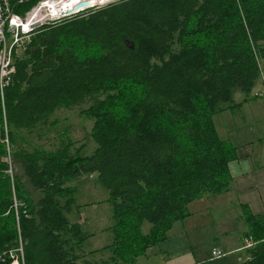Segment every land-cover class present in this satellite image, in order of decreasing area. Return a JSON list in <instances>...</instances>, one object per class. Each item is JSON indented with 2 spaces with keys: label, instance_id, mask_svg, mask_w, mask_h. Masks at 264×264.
Wrapping results in <instances>:
<instances>
[{
  "label": "trees",
  "instance_id": "1",
  "mask_svg": "<svg viewBox=\"0 0 264 264\" xmlns=\"http://www.w3.org/2000/svg\"><path fill=\"white\" fill-rule=\"evenodd\" d=\"M37 1L10 3L24 16ZM14 64L0 98V139L8 135L9 157L39 199L15 173L11 184L0 141V264H11L10 251L19 264H138L191 203L230 189L234 150L213 118L258 98L264 0H116L42 26ZM74 109L93 120L91 155L70 142L44 151L17 141ZM85 178L110 206L112 240L100 261L87 259L100 251L86 254L93 235L69 217L79 208L69 184ZM247 220L257 244L241 264H264V219Z\"/></svg>",
  "mask_w": 264,
  "mask_h": 264
},
{
  "label": "crops",
  "instance_id": "2",
  "mask_svg": "<svg viewBox=\"0 0 264 264\" xmlns=\"http://www.w3.org/2000/svg\"><path fill=\"white\" fill-rule=\"evenodd\" d=\"M262 85L261 80L254 94L262 90ZM261 104L264 97L254 98L238 111H226L213 118L219 138L234 150L228 164L230 189L191 203L189 216L174 223L166 239L147 250L138 264H241L247 252L241 250L243 239L250 232L248 217L264 219V111L254 107ZM244 107L249 110V119L244 117ZM218 117L223 125L220 132ZM75 212L70 213V219ZM73 221L83 223L81 218ZM86 228L93 235L88 241L95 239V233ZM213 248L227 255L213 259Z\"/></svg>",
  "mask_w": 264,
  "mask_h": 264
},
{
  "label": "rangeland",
  "instance_id": "3",
  "mask_svg": "<svg viewBox=\"0 0 264 264\" xmlns=\"http://www.w3.org/2000/svg\"><path fill=\"white\" fill-rule=\"evenodd\" d=\"M115 1L116 0H113L109 3ZM96 7H100V6H96ZM71 16L72 17L75 16L74 13ZM52 24H54V22H49L47 25L44 26H49ZM21 53L22 51L19 52V55ZM262 86H263L262 90L259 92L256 91L255 93L257 97L264 95V85ZM238 98H242V95L239 93L235 95V99L237 100ZM254 107L256 109L264 111L263 104ZM243 114L244 117L248 119L251 117L247 107H244ZM218 118L219 119L216 120V123L220 132L221 130H223L222 128L223 125L220 124L221 117ZM51 123L52 125H49L48 128L45 129L44 131H40V132L38 131L39 133L37 132H34L33 134L21 133L19 136H17L18 138L17 141L22 145H24L25 147H28L29 145L32 147H38L40 149H43L44 151H54L59 147L61 143L70 142L73 147L72 148L73 152L75 150L77 151L80 149L83 150L81 152L82 156L91 155L94 149L96 148L95 143L90 137V130L93 125V120L86 116L80 115L78 109L56 111L52 115ZM6 140H8L9 143L8 135L5 133V139H0V141L5 144L7 157H5L4 160L7 162L9 166V164L10 165L13 164V161L11 158H9L11 149L9 151ZM15 166H16V172H14L15 171L14 170L13 175L15 173L16 176H18L22 180L25 191L29 194V196L32 197L34 201H37L39 199V195L31 188L29 182L24 179L21 168L16 164ZM76 182L77 181L69 185L77 190L76 202L79 208L75 210L76 211L75 215L70 220L73 221V219H75L77 221V218H81L83 225L80 223L79 225L84 230L85 229L87 230L86 228L87 226L90 227L91 231H93V233H95L97 237L90 241H86L84 249L86 251V254L94 250L98 252V250L100 251L102 248H105V246L109 245L112 240V235L107 230L111 226V222H109L110 206L106 202L107 193L104 191L101 185L93 178H85L81 181L79 180L77 183ZM149 229H150V225L148 223H144V225L142 226V232L147 233ZM107 252L108 251H100L92 256L87 255L88 256L87 259L93 258L95 261H100L101 259H105L107 257V255L109 254Z\"/></svg>",
  "mask_w": 264,
  "mask_h": 264
},
{
  "label": "built area",
  "instance_id": "4",
  "mask_svg": "<svg viewBox=\"0 0 264 264\" xmlns=\"http://www.w3.org/2000/svg\"><path fill=\"white\" fill-rule=\"evenodd\" d=\"M30 0H17L18 4H26ZM55 0H38L36 4L28 11L24 16H21L13 11L10 0H0V98L3 101L4 92L10 86L12 82L13 74L15 73V56H19V52L23 51L26 44L30 41L34 31L49 22H60L64 19L63 15L60 16V7L52 9L51 4ZM87 10V9H85ZM84 11V10H83ZM78 11L74 15L79 14ZM72 15V14H71ZM264 73L262 74V81L264 85ZM261 97H264L262 95ZM9 151L11 149L8 140ZM10 156V155H9ZM10 158V157H9ZM9 164V168L6 171L11 179V184L14 186L13 169ZM21 206L19 200L16 199L13 192L12 208L17 216V210ZM257 244L251 236H247L243 239L242 251H248ZM22 254V247L20 245L18 249ZM15 251H10L9 256L13 260L11 264H19L18 258L15 256ZM5 254L0 256V260L3 261ZM227 255L226 252L213 248L211 250V257L213 259H221Z\"/></svg>",
  "mask_w": 264,
  "mask_h": 264
},
{
  "label": "bare ground",
  "instance_id": "5",
  "mask_svg": "<svg viewBox=\"0 0 264 264\" xmlns=\"http://www.w3.org/2000/svg\"><path fill=\"white\" fill-rule=\"evenodd\" d=\"M83 1H85V0H55L51 4V6H53L52 9H54L56 7L57 8L60 7V9H62L60 16H62V15H63V17L65 16L64 19H63V20H65L67 18L72 17L71 14L76 13V12L81 11V10H85V9H87V7H91V6H102V5L107 4V3H109V2H111L113 0H89L90 1V4L85 5V6L81 7V8L75 9V7L80 2H83ZM15 71H16V68H15Z\"/></svg>",
  "mask_w": 264,
  "mask_h": 264
},
{
  "label": "water",
  "instance_id": "6",
  "mask_svg": "<svg viewBox=\"0 0 264 264\" xmlns=\"http://www.w3.org/2000/svg\"><path fill=\"white\" fill-rule=\"evenodd\" d=\"M88 4H90V1H89V0H85V1H83V2H80V3L75 7V9L81 8V7H83V6H85V5H88ZM93 7H96V6L87 7V9H89V8H93ZM81 11H83V10H81Z\"/></svg>",
  "mask_w": 264,
  "mask_h": 264
}]
</instances>
